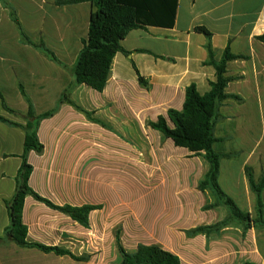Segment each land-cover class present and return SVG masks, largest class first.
<instances>
[{"label": "crops", "instance_id": "1", "mask_svg": "<svg viewBox=\"0 0 264 264\" xmlns=\"http://www.w3.org/2000/svg\"><path fill=\"white\" fill-rule=\"evenodd\" d=\"M11 11L25 36L42 41L66 68L21 41ZM90 14L89 3L0 0V117L25 124L2 108L3 100L7 108L27 113L19 86L36 115L57 107L37 128L42 153L27 154L28 186L55 206L96 207L86 228L29 195L24 198L26 241L67 250L82 261L6 239L5 203L15 193L24 132L0 120V264H119L116 234L128 254L157 246L180 264H264V237L259 240L255 229L230 222L219 231L189 234L221 222L227 212L221 206L204 209L214 202L209 190H199L209 170L204 153L177 147L150 126L163 117L172 128L167 112L182 111L189 85L200 95L209 91L215 81V70L207 65L209 44L215 62L226 49L244 57L227 63L232 78L225 93L241 101L220 106L214 134L224 143L247 128L240 115L244 98L257 97L259 108L264 101V42L256 39L264 36V0H177L171 28L135 29L120 42L127 54L113 57L102 91L86 85L72 90L79 111L58 100L72 82L70 69L87 38ZM197 28L205 29L209 40Z\"/></svg>", "mask_w": 264, "mask_h": 264}, {"label": "trees", "instance_id": "2", "mask_svg": "<svg viewBox=\"0 0 264 264\" xmlns=\"http://www.w3.org/2000/svg\"><path fill=\"white\" fill-rule=\"evenodd\" d=\"M79 3H89L91 5L87 38L83 40L82 48L73 67L70 69L73 78L72 82L61 94L58 105L65 103L82 111L70 99L72 90L79 85H86L97 92L102 91L113 57L116 53L127 54L121 47L120 42L130 31L135 29H144L147 26L171 28L174 25L177 0H54V4L57 6ZM10 15L18 27L21 41L24 44L32 46L50 61L66 68L56 59L52 52L45 48L42 41L34 43L29 40L15 19L13 11L10 12ZM196 31L204 34L209 40L210 34L205 29L197 28ZM256 39L264 42V36ZM206 50L208 52L207 65L212 66L215 70V81L210 82L209 91L204 95H200L194 84L189 85L185 90L182 111L169 110L167 112V120L171 123L172 128L167 126L166 119L163 117H160L157 122L151 123L150 126L170 139L175 146L186 148L194 154L204 153V159L209 164V170L204 180L200 182L199 190H209L214 198L213 204L206 206L204 209L221 206L227 212L226 218L221 222L191 230L189 234H208L213 231H219L220 228L230 222L241 224L245 230L264 227V199H262L264 175L256 181L250 168H245L244 170L249 189L254 196L255 217L253 218L248 212L242 211L220 187L218 179L220 161L223 156L217 153L213 147L218 141L214 136V128L218 120L221 103L230 98L240 100L237 96L225 93V89L231 81L230 78L225 76L226 65L230 61L244 59V57L234 56L226 49L221 60L215 62L209 44L206 45ZM138 82L146 85V81L140 76H138ZM19 89L28 104L27 113L21 115L7 108L3 100L2 108L10 114L21 116L25 120V124H14L0 117L1 121L20 127L24 132L23 153L21 155V165L16 176L15 193L5 203L9 226L5 229L4 236L19 247L36 248L46 253L53 252L58 256H69L74 260L82 261L85 259L84 257L77 258L67 250L30 244L26 241V227L22 224L21 215L24 198L27 195L67 215L73 221L86 228L88 227V214L95 210L96 207L55 206L39 197L28 186L32 167L27 162V154L30 151L36 154L42 153L43 146L38 141L37 128L41 120L56 113L57 107L44 114L36 115L30 100L24 94L23 88L19 86ZM115 243L121 257L119 264H180L178 257L163 251L157 246H139L135 253L128 254L120 244L119 234L115 235Z\"/></svg>", "mask_w": 264, "mask_h": 264}, {"label": "rangeland", "instance_id": "3", "mask_svg": "<svg viewBox=\"0 0 264 264\" xmlns=\"http://www.w3.org/2000/svg\"><path fill=\"white\" fill-rule=\"evenodd\" d=\"M225 76L230 79L232 78L227 75V71L225 72ZM244 99L246 103L245 106L241 108L240 115H242L243 118L245 117L247 128H243L236 139L233 138L232 135V138L226 137L227 140H225L224 143H220V139L216 138L214 134L218 141L213 147L224 159L221 165L223 178L220 180L221 182L219 181L220 187L242 211H250L249 214L254 218V196L249 187L247 188L243 183L246 180L244 170L245 168H250L256 181L264 175V155H259V153H264V101H262L259 108L257 97L251 96ZM232 100L234 102L241 101V99L236 100L230 98L223 101L221 105L226 101ZM261 100H264V97H261ZM257 140L259 143L256 145L255 143ZM250 153H252V158L248 160V155ZM232 174L235 177L234 183L232 181ZM238 179L240 181L239 186L236 185ZM262 199H264V196H262ZM255 230L257 231L258 239H262V237H264V227L255 228Z\"/></svg>", "mask_w": 264, "mask_h": 264}]
</instances>
